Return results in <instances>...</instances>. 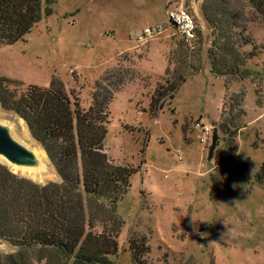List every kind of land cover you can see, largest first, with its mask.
<instances>
[{
	"label": "rangeland",
	"instance_id": "1",
	"mask_svg": "<svg viewBox=\"0 0 264 264\" xmlns=\"http://www.w3.org/2000/svg\"><path fill=\"white\" fill-rule=\"evenodd\" d=\"M204 1L56 0L49 15L44 0L40 23L22 41L0 45L1 76L45 88L59 78L83 109L90 108L97 83L106 88L123 83L110 105L105 150L117 165L139 171L117 206L124 226L113 264H134L129 249L134 234L149 239L152 264H264V184L258 182L264 167V22L256 16L249 25L254 48L245 51L258 55L248 64L253 75L217 77L208 57L212 37L202 17ZM175 7L197 18L202 39L196 50L169 25L168 10ZM152 27L164 32L140 41ZM182 45L188 48V79L153 116L151 98L174 79ZM237 95L245 96V116L230 161L220 124ZM199 124L218 129L212 160L213 137L203 142ZM0 132L17 140L26 135L30 146L43 149L25 122L1 106ZM22 160L39 172L0 164L38 184L59 181L48 157L44 167H34L27 154ZM239 169L249 182L237 175ZM213 177L226 180L215 186ZM11 252L0 241V255Z\"/></svg>",
	"mask_w": 264,
	"mask_h": 264
},
{
	"label": "trees",
	"instance_id": "2",
	"mask_svg": "<svg viewBox=\"0 0 264 264\" xmlns=\"http://www.w3.org/2000/svg\"><path fill=\"white\" fill-rule=\"evenodd\" d=\"M43 1L0 0V45L22 41L40 23ZM46 3L50 15L56 0ZM201 11L211 31L212 74L251 77L248 64L258 55L245 48H254L249 25L256 16L264 22V0H205ZM186 49L180 46L183 57L174 79L166 87L158 86L151 98L153 116L164 108L167 98H175L188 79ZM122 84L106 88L97 83L90 108L83 109L59 78L53 77L47 88L24 87L0 75L1 108L25 122L60 178L42 185L0 164V240L12 248L11 253L0 255V264H113L124 226L117 206L139 171L117 165L105 150L110 105ZM244 100L243 95L235 96L229 117H221L220 128L227 138L225 157L230 161L237 151L235 139L245 116ZM244 172L239 169L237 175L249 182ZM213 181L215 186L223 182L215 177ZM258 182L264 184V167ZM129 249L134 264H152L146 236L132 235Z\"/></svg>",
	"mask_w": 264,
	"mask_h": 264
},
{
	"label": "built area",
	"instance_id": "3",
	"mask_svg": "<svg viewBox=\"0 0 264 264\" xmlns=\"http://www.w3.org/2000/svg\"><path fill=\"white\" fill-rule=\"evenodd\" d=\"M169 25L181 37L190 50H196L201 38V30L196 16L190 10L184 7H175L168 10ZM164 32V27H152L144 30L139 37L140 41L146 40L154 35ZM203 134V142L213 137L214 128L198 125Z\"/></svg>",
	"mask_w": 264,
	"mask_h": 264
},
{
	"label": "bare ground",
	"instance_id": "4",
	"mask_svg": "<svg viewBox=\"0 0 264 264\" xmlns=\"http://www.w3.org/2000/svg\"><path fill=\"white\" fill-rule=\"evenodd\" d=\"M7 138L16 148H19L25 155L27 154L31 156V158L34 160V164H32L34 165V167H35V164H37V166L40 165L41 167H44V165L48 161L45 151L37 147L34 148L33 145L30 146V143H29L30 140H28V136L24 135L23 137L19 138V140L20 142L26 143L27 146L32 148V150H30V148L20 143L19 140L15 139L13 134H7ZM0 163H4V164L7 163V165L14 166V167L16 166L18 169L22 171L27 170L30 172H37L39 170V169H34L32 166L26 165L25 162H23V160L10 159L2 153H0Z\"/></svg>",
	"mask_w": 264,
	"mask_h": 264
},
{
	"label": "water",
	"instance_id": "5",
	"mask_svg": "<svg viewBox=\"0 0 264 264\" xmlns=\"http://www.w3.org/2000/svg\"><path fill=\"white\" fill-rule=\"evenodd\" d=\"M218 139H219L218 129L215 128L213 132L212 146L210 148L209 160L213 159L214 152L217 148ZM0 153L14 160L16 159L22 160L25 156L23 152L18 151L16 149V147L8 140L7 136L2 132H0Z\"/></svg>",
	"mask_w": 264,
	"mask_h": 264
},
{
	"label": "clouds",
	"instance_id": "6",
	"mask_svg": "<svg viewBox=\"0 0 264 264\" xmlns=\"http://www.w3.org/2000/svg\"><path fill=\"white\" fill-rule=\"evenodd\" d=\"M211 243H214V242H211Z\"/></svg>",
	"mask_w": 264,
	"mask_h": 264
}]
</instances>
